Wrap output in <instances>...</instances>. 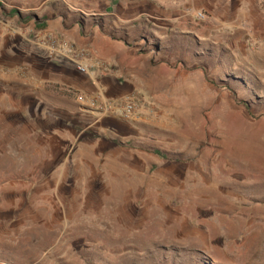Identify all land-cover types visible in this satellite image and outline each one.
Wrapping results in <instances>:
<instances>
[{
    "label": "rangeland",
    "instance_id": "374dc122",
    "mask_svg": "<svg viewBox=\"0 0 264 264\" xmlns=\"http://www.w3.org/2000/svg\"><path fill=\"white\" fill-rule=\"evenodd\" d=\"M0 264H264V0H0Z\"/></svg>",
    "mask_w": 264,
    "mask_h": 264
},
{
    "label": "built area",
    "instance_id": "2783aa9c",
    "mask_svg": "<svg viewBox=\"0 0 264 264\" xmlns=\"http://www.w3.org/2000/svg\"><path fill=\"white\" fill-rule=\"evenodd\" d=\"M48 41H49V43H51V42L55 43V41H53L52 39H48ZM59 44L62 47L64 46L65 51H66V48L68 49L69 55H71L77 69L81 72H87V69L84 66V61L86 58L85 52L77 53L68 44H65L63 42H60ZM68 58H70V57H68ZM143 104H144L143 101L136 99V98H135V100L132 99V100L124 101L121 103L120 106L115 108L114 112L124 119H132L134 116L137 115V113L139 112V110Z\"/></svg>",
    "mask_w": 264,
    "mask_h": 264
},
{
    "label": "trees",
    "instance_id": "16d2710c",
    "mask_svg": "<svg viewBox=\"0 0 264 264\" xmlns=\"http://www.w3.org/2000/svg\"><path fill=\"white\" fill-rule=\"evenodd\" d=\"M224 86H227L225 88L229 89L230 85L229 84H225ZM229 86V87H228ZM230 90V89H229ZM243 105L246 107L247 104L246 103H243ZM159 156H161L162 158L166 159V156L162 155L160 152H156Z\"/></svg>",
    "mask_w": 264,
    "mask_h": 264
}]
</instances>
